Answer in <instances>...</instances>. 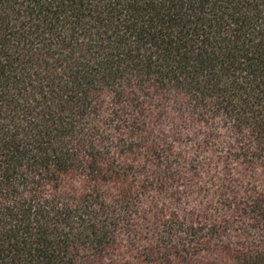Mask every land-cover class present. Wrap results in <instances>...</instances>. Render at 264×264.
<instances>
[{
  "label": "trees",
  "instance_id": "trees-1",
  "mask_svg": "<svg viewBox=\"0 0 264 264\" xmlns=\"http://www.w3.org/2000/svg\"><path fill=\"white\" fill-rule=\"evenodd\" d=\"M0 264H264V0H0Z\"/></svg>",
  "mask_w": 264,
  "mask_h": 264
}]
</instances>
